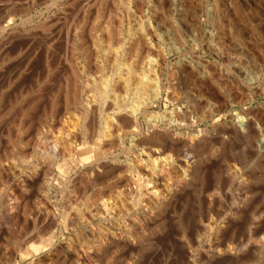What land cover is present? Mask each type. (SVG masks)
<instances>
[{"label":"bare ground","instance_id":"obj_1","mask_svg":"<svg viewBox=\"0 0 264 264\" xmlns=\"http://www.w3.org/2000/svg\"><path fill=\"white\" fill-rule=\"evenodd\" d=\"M236 4L232 6V9H230L229 13H232L233 19L235 18L238 22L244 23V20L247 19H245L244 15H242V8ZM79 7V9L76 8V10L78 9V12H80V14L76 13L80 15L79 17L81 18L79 20L80 22L78 21L79 25H77L75 30L73 29L74 27L71 28L73 30H69L68 28H70L69 26L71 25V22H69L70 25L68 28H66V30L68 29L71 31V33L68 32V36L72 37V42L69 38V43L66 45L70 44L68 49L70 47L72 50L71 52H68L70 53V61H67L68 70L66 71L69 72V75L67 74L68 76L66 80H64L65 85H61L63 86L62 91L60 90L58 93L62 96L61 100L63 101H60L62 102V105L56 100L52 101V99V102L50 101V103H52L51 106L49 104L50 111L48 112V115L54 121V123H52L55 124L56 134H50L51 139H49V145L47 148H44L45 146H41L39 135L36 133L37 135L34 136L35 138H30L29 140L25 139L27 140L25 142L21 141V149L19 151L16 150L19 153L15 151L17 153V160L16 157L15 160H13L15 162L11 161L7 164L5 162V164H1L2 162H0V174L2 172H4L3 174L5 175L7 174L6 177L8 178V181L15 184L16 187H19L23 192H25V194L27 190L36 186V197L34 198L33 202L29 201L31 198L24 201L21 207L20 203L22 202L19 203V197H13L12 195L11 197L8 195L7 197L9 198V204L7 203V209L5 208L6 211L4 210L6 215H4L5 221L2 223H7L6 225L11 224L14 227L15 224L21 222L19 221V217L21 216L20 218H22L21 220L23 222L21 224L25 225V223L30 220L33 226H36V223L39 221L38 218L41 216L42 222H47L46 224H48V226H59L60 229L59 235L56 234L55 231H51L50 228L47 229L46 226V230H44L45 233L41 234V232L38 230L40 233L36 235H40L42 239H40L43 244L42 248L50 249V252L55 250L54 253L57 251L55 248H59L58 252L62 254L64 258L69 259L70 257L69 264H79L81 257H85L86 254H88L89 257V252L91 250H93V252H95L98 257L102 251L105 252L106 247L108 244H110L108 242V237L104 236V233L102 234L100 231H97L98 229L93 230L91 226L105 225L112 228L114 232H109V238L111 239V243L115 248L119 247L122 250L128 249L129 251L132 248L133 250L134 248H137L136 251L140 252L145 247V238H143L142 235L143 222L142 224L136 222L135 218L133 217L136 215L135 214L133 216L130 215V218L133 217L131 219L134 220L129 219L133 222H129L130 224H128L126 219L128 218L129 211L132 208L137 210L142 216L143 220L151 224H153L152 221L154 222L157 219H159L158 221L161 220L160 223L158 222V225L155 224L156 230L154 229L155 231L153 232L157 234L159 228H163L165 226V221L162 223L161 217H165V212L168 209L172 211L170 207L173 205V203L176 204L175 199L178 195L183 194V192L189 191L188 189L192 188L194 191L191 190V192L195 193V197L200 203V211L197 218H195L196 220L193 222L194 226L190 228L192 229L190 232H187L189 229L188 226H182L178 223L179 227L177 226L178 229L176 230L179 234V238H175L176 240L182 242V249H185V253L188 254V256H186L185 264H221L222 259L231 256H234V258L238 260L239 258H236V253L233 254V252L237 251L234 247L236 243H233L234 246L232 244L229 247H224V245L218 241L220 239L219 237L224 234V228L227 226V224H229L230 220L233 218H235L233 220H238L236 218L242 213H240V211L247 208V205L250 202H248V197H246L248 193H245L246 196L244 198L242 197V199H238L236 204L233 202L232 205L233 208L235 207V209H232V211L234 210L232 214L229 213V216H224L225 213L219 210L221 201L218 196L219 191L217 190L220 188H214L215 186L213 187V185L210 183L212 187L209 185L208 186L211 189L214 188L212 189L213 192L211 193V189L204 188V180L202 179L203 177H201V174H199L201 163H206L203 161H208V159L213 160V158L216 156V149L212 148L213 146L207 147L208 149H206V153L208 155L202 157L201 155L206 153L200 154L203 151L201 148V141L192 140L191 138L194 136L183 138L179 136L180 134L172 135V132L170 131V133L168 131L169 126L172 124L177 126V128H180L191 123L190 115L193 112V107H191V105L194 104H190V107L177 104L179 106L172 107V110L170 108L171 111H168V114L164 112L166 115L157 112L153 113V118L156 116V113L160 114L157 115L161 117L159 123H153V121L149 123L145 120V118L152 114L150 109L152 107L158 106L162 99L164 88L162 84L163 82L161 78V72H163L162 68L166 65V63H168L166 60L167 52L168 54L172 53L179 58L176 67L173 65L176 68L175 72H169V70V73L166 72L167 75L169 74V79L177 73L184 76V79H186V77L189 78V75L191 74L190 76H192V78L190 77V79H193L194 73H197V70L195 71V69L198 66L190 59L181 57L185 53L186 48L189 47L190 50L192 46H195L197 41H200V37L196 36L197 34L193 32V27H191L193 21L195 28L199 29L201 34L200 36L202 39H205L208 47L212 46L213 48L214 46L215 51H217V53L221 56L222 49L219 48L221 45L218 44L220 45L218 46V42H216V38H220L221 36L216 37V35L217 32H221V29H223L222 22H224V16L227 14V12H225L226 9L223 8V6L220 7L219 0H81ZM58 10L59 9H57V11ZM90 14L92 16L94 15L95 19H91L95 22H91L92 24L90 23L91 25L88 26L87 23ZM79 17H77V19ZM186 20L192 22L188 23ZM73 22L74 21H72V23ZM50 24H52V22H50L49 25ZM203 26L205 28L204 30ZM43 30L45 31V29ZM83 30L86 31V34H83ZM41 32H43L42 29ZM46 33L47 32H45V34ZM255 33L257 32L255 31ZM237 34H239L238 30ZM214 40L215 43H213ZM239 41L241 40L239 39ZM73 43H76V47ZM166 46L168 47L167 49ZM60 52H62V50ZM63 54L65 55V53ZM76 55L80 59L79 62V59L77 61L75 60L77 58ZM62 60L65 62L64 57ZM74 60L76 61L75 63H73ZM1 61L3 62V59ZM197 69L199 70V68ZM188 70H192L194 72L193 75L192 73H189ZM199 73L203 74L204 72ZM201 74L199 76L197 75V78L200 77L199 80L202 82V84H208L212 81L211 80L208 82L207 80L210 77L207 79L206 76ZM213 77L211 76V78ZM224 78L227 79L228 77ZM246 78L247 76L245 77L244 75V80H242L241 85H238V81H236L235 85L239 88L238 91H242L246 93V95L248 93L251 95L252 99L253 97L264 96V85H261V87L255 86V83L259 81V77ZM199 80L198 82H200ZM3 83L2 85H4ZM170 83L171 82H169V85ZM202 88H205V86ZM234 88L236 87L234 86ZM57 89L59 88L57 87ZM201 90L200 96L203 92H201ZM206 92L204 94H207ZM175 93H171L169 96V99L173 103L177 101L178 94ZM58 97L60 96H57V98ZM205 100L206 99H202L203 103L206 105L208 104V100L204 102ZM212 100L213 99H211V101ZM58 103L59 107L57 106ZM211 104L208 107H210ZM20 111H22V113L24 112L23 110ZM211 112L212 111H210V113ZM251 112L244 110L240 114L236 116L234 115L235 118L232 116H224L223 119L222 117L224 120V122L222 121L224 133L221 132V135H224L222 141H224L226 155L224 154L225 156H223V172L221 171L222 169L220 171L223 173V176H221L224 177L223 179L226 184L233 185L236 183V186H245L247 182L249 183V181L243 180V174L240 176V171L244 169V165L246 164V157L244 158L245 153L244 155H240V153L234 151L236 148L240 151L248 152L252 162H259L263 164L261 166L264 167V110H260L258 113ZM207 114L209 113H206V115ZM24 116L25 115L22 114L21 121L24 120ZM198 117L200 118L201 116ZM155 119L158 118L155 117ZM220 124L222 127V123ZM159 125L162 127H158ZM143 126L147 128V133H143ZM24 128L25 127L23 126V129ZM18 132H20V130ZM206 145L208 144L203 146ZM193 152L198 153L197 155H194V158L191 156V153L193 155ZM8 154L7 155L10 159H14L12 151ZM141 155L147 156V159H152H148V161H146L140 158ZM249 155L246 154V156ZM28 156H30V160H27ZM151 160L153 162H151ZM159 160H162L165 164L161 162L158 164L157 161L159 162ZM16 162L21 163V168L26 166L24 167L23 171L16 165ZM148 162H151L152 164ZM71 164L77 168L78 174H81L82 177L77 178V175H75L71 178H68L64 182L63 177L68 175L69 166ZM217 174L214 175L213 173V177L210 175L213 178L212 180H221L219 175L216 176ZM57 181H59L58 187H56L55 183ZM215 185H217V182ZM67 187L73 188H68L69 191H65L67 194H70L72 198L68 202V205H63L61 207L59 211L60 219L57 221L54 215L49 217L50 213L46 206L51 202V198L49 196L51 195L49 194L51 192L49 191L52 188H55L53 190L55 191L54 193L58 192L62 194L64 189ZM203 188L211 190L210 194L208 192L207 194L206 192L204 194ZM244 189L246 188L244 187ZM32 190L34 191V189ZM259 194L258 196H260ZM19 206L22 208V211H20L22 212L21 215L18 214V211L20 210ZM174 210L176 211V208H174ZM252 215L254 216V214ZM260 215L261 214H259L258 217L255 215L256 218L251 216L249 225H256L255 229H257V226H259L261 223L262 225H260L261 227L263 226V229L261 227L260 228L264 230V215ZM137 218L139 219V216H137ZM73 229H80L78 232H75V238H82L87 244L84 246V249L82 248L84 252L81 251V254H79V252H75L70 246L67 247L66 245V247H62V245H60L56 247L54 245V240L58 241L59 237L63 236V233L70 232ZM247 230L250 232V229ZM11 231H9V233ZM210 236H212L213 239L215 238L214 240L218 241H213L214 243H211L210 238L208 239ZM88 238H90V240ZM189 238L193 240L195 247L197 246V249L199 250L196 251L194 249L195 251H192L193 247H190ZM253 239L255 238L253 237ZM253 239L250 237V235H248L246 245H248V243L252 244V246L249 244L250 250H254L253 254L256 255L258 250L260 251L261 249L262 252L264 249L262 247L264 237H261L260 239L258 238L257 240ZM202 242L205 244L203 245ZM80 246L82 247V245ZM240 246H238L239 250L241 252L244 251L240 249ZM241 248H243V246ZM246 248L247 246L245 247L244 244V249ZM80 249L81 248H79V250ZM71 252L75 253L70 254ZM239 252L237 251L238 256L241 254ZM192 253L193 255L195 254V256H193ZM249 253L247 254L249 255ZM242 254L240 255L241 257ZM11 257L12 256H10V258ZM237 260V263L242 262H238L239 260ZM243 260L245 259L243 258ZM231 262H234V260Z\"/></svg>","mask_w":264,"mask_h":264},{"label":"rangeland","instance_id":"obj_2","mask_svg":"<svg viewBox=\"0 0 264 264\" xmlns=\"http://www.w3.org/2000/svg\"><path fill=\"white\" fill-rule=\"evenodd\" d=\"M80 3H81V0H0V78L2 79V80L0 79V94H3V95H0V133H1L0 134V156H1L0 162H2L1 164H3L4 162L7 164L8 162L15 160V157L17 160V153L16 152H18L21 149L20 147H21V145H22L21 143L23 141L25 142V141L29 140L30 138L31 139L35 138L34 136H36L38 134L39 138H40L41 146L42 147L45 146L44 148H47L49 145V142H50L49 139H51V135L56 134V130H55L56 127H55V124H53L54 121L48 115V112L50 111V106L52 104V103H50V101H51V99H52V101L56 100L57 102H59L62 105V102H60V101H63V100H61L62 96L59 95L58 93L60 92V90L62 91V87L65 85L64 80H66L67 76L69 75V72L66 71V70H68L67 61H70V59H69L70 53H68V52H71V50H72V49H70V47H69L70 50L68 49V46L70 44L66 45L67 43H69V38H70V41L72 42V37L68 36V34H69L68 32L71 33V31H69V30H73V29L75 30L77 25H79L78 23L80 22L79 20L81 19L79 17L80 15H78V14H80V12H78L79 11L78 9L80 8L79 7ZM236 3L238 4V6H240V8H242L241 9L242 15H244V18L247 19V20H244L245 21L244 23L238 22L235 18H234L235 19V21H234L232 13H229L230 9H232V6L235 5ZM67 5H69V6H67ZM219 5H220V7L223 6V8L226 9L225 12H227V14L224 16V19H223L225 24H224V22H222L223 27L221 26L223 29H221V32H217V35H216V37L221 36L220 38H216L217 39L216 42H218L217 45L218 44L221 45V47H219L222 49L221 56L217 53V51H215L214 46H213V48H212V46L208 47L205 39L201 38V36H200L201 34L199 32V29L195 28L194 21L192 22V21L186 20V22H188V23L192 22L191 27H193L192 28L194 30L193 32H195V34H197L196 35L197 37H200V41H197L195 46H192L190 48V50H189V47L186 48L185 53L181 57L188 58L194 64H196L198 66L195 69V71L197 70V73H194L192 70H190V71L188 70L189 73H192V75L194 73L193 79H190V77L192 78V76H190L191 74L189 75V78L186 77V79H184V76L180 75L179 73L174 75L175 77L172 76L169 79V77H168L169 74L167 75V73H169L171 71L175 72V70H176L175 67L177 65L179 58L177 56H175L174 54H172V53L168 54V52H167L166 53V60L168 63H166V65L162 68L163 72H161V78H162V82H163L162 84H163L164 89H163V95H162L161 102L158 105L160 108L158 106L152 107L150 109V111L152 112V114L150 116L152 117L153 113H155V112L161 113V114H165V113L168 114L173 109L172 107H174V106H179V105L189 106L190 104H194V105H191V107H193V112L191 109L192 113L190 115L191 117L193 116L192 119L190 117L191 123L185 127L182 126L180 128H177V126L172 124L171 126H169L168 131L169 132L171 131L172 133L171 132L170 133L172 135H175V134L179 135L180 134L179 136L183 137V138H189L188 136H194L193 138H191V137L190 138L192 140L201 141L203 143L202 144L200 142L202 145L201 148L203 149V151L200 154L206 153V149H208L207 147H209V146H213L212 148L216 149V156L214 157L215 159L214 158H213V160L210 159L211 162L209 159H208V161L207 160L203 161L206 163L207 162H210V163H207V164L201 163L200 169H199V172H200L199 174H201V177H203L202 179L204 180V188L211 189L210 188V187H212L211 184L213 185V187L215 186L214 188H220L217 190V191H219L218 196H219L220 201H221L220 202L221 208L219 207V210H221L225 213L224 216L225 215L229 216L230 214H232L234 211V210L232 211V209H235V207L233 208V205H232L233 202H234V204H236L237 203L236 201H238V199H240V198L242 199V197L244 198L247 193L248 194L246 197H248L247 198L248 202L250 201L247 205V208L245 210L243 209L242 211H240V213L241 212L242 213L241 214L239 213L241 216L239 215L238 216L239 218L238 217L236 218L238 220H233V219H235V218H233L232 219L233 221L230 220L229 224H227V226H225L224 234L221 235L222 237L221 236L219 237L222 240H220L219 238H218L219 241L217 240L218 242H221V244H223L224 247H229L233 243L234 244L236 243L235 246H234V244H233V246L235 247V249L238 252L240 251L238 246L241 245L240 249H242L244 251H242V252L240 251L239 253H241V254L243 253L242 257L240 256L241 254H239V256H238L237 251L234 250L236 252H233V254L236 253L235 255H237V257L236 256L235 257L239 258L238 259L239 261L237 259H235L234 256L233 257L231 256V257L222 259L221 264H223V263L224 264H236L237 263L236 260L238 262L242 261L241 263H237V264H264V253H263L264 252V249H263L264 248V242L262 243L263 244L262 245V247H263L262 252L260 249V251L258 250L256 255L253 254L254 250L253 251L250 250V246H252V244L248 243V245H246L247 244L246 240L248 239V235H250V237L252 239L254 237L255 239H253V240H257L258 238L260 239L261 237H264V230H262L263 226L261 227V225H262L261 223H260L261 225L259 224V226H257L258 227L257 229H255L256 225H253L254 227L249 225V223L251 221V216H253L252 214H254L253 218H256L255 215L257 217L259 216V214L264 215V213H263L264 212V198H262V197H264V192H263L264 188H262V187H264L263 186L264 185V182H263L264 181V178H263L264 177V169H263L264 167L261 166L263 164H261L259 162H257V163L252 162V160L250 159L251 157H250L248 152L240 151L239 149H237V148L235 149V147H234V149H235L234 151L237 153H240V155L241 154L244 155V153H245L244 158L246 157L245 158L246 164L244 165L245 166L244 169H242L240 171V176L243 174L242 175V178H244L243 180L249 181V183L247 182V184L245 186L240 185L241 187L236 186L235 185L236 183L233 185L226 184L224 182V179H223L224 177H222L223 176L222 172L224 169V166L222 164L224 162L223 156L226 155V153H225L226 150L224 148V141H222L223 140L222 138H224V135H221V132L224 131V126H223L224 116H232L233 118H235L236 115L240 114L244 110L245 111L247 110L250 112L252 111L253 113L254 112L258 113V112H260V110L261 111L264 110V107H263L264 106V96L253 97V99H252L251 95H249L248 93L246 95V93H244L242 91H238L239 88L235 85L236 81H238V85L242 84V80H244V75H245V77L247 76V78L258 76L259 81L255 83V86L261 87V85H264V0H237V1L236 0H234V1L233 0H225V1L219 0ZM76 8H78V9L76 10ZM57 9H59L58 10L59 13H58ZM62 10H63V12H62ZM71 11L74 13H72ZM56 12H57V14H56ZM68 12H70V13H68ZM76 13H78V14H76ZM77 17H79V18L77 19ZM63 18H64V21H63ZM91 18L93 19L94 15L92 16L90 14L89 19H88V23H87L88 26H90L92 23L95 22V21H93L95 18L93 20ZM72 21H74V22L72 23ZM50 22H52V24H50L51 27L49 25ZM69 22H71V25ZM238 23H240V24H238ZM53 24H54V26H53ZM55 24H56V26H55ZM246 24H248V25H246ZM242 25H243V27H242ZM48 26H49V28H48ZM68 26L70 28H68ZM232 26H233V28H232ZM246 26H248V27H246ZM72 27H74V28L71 29ZM66 28H68L69 30L68 29L66 30ZM234 28H236V29H234ZM41 29L43 32H41ZM43 29H45V31ZM204 29L205 28L203 26V30ZM228 29H230V30H228ZM237 30H238L239 34H237ZM255 31L257 33H255ZM45 32H47V33L45 34ZM83 32H84L83 34H86L85 33L86 31L83 30ZM66 33H67L68 38L66 37ZM215 33H216V30H215ZM219 33H220V35H219ZM239 39L241 41H239ZM35 40H37V41H35ZM213 43H215V40ZM73 44H75V47H76V43H73ZM71 45H72V43H71ZM220 45H218V46H220ZM51 46H52V48H51ZM206 46H207V48H206ZM43 47L44 48L46 47V48L44 49ZM47 48H48V50H47ZM167 48L168 47L166 46V49ZM201 49L204 51H202ZM207 49H209V50H207ZM61 50H62V52H60ZM246 51H247V53H246ZM63 53H65V55ZM65 56H66V58H65ZM63 57H64L65 62L62 60ZM76 57L77 58L75 60L77 61L79 58L77 55H76ZM2 59H3V62L1 61ZM75 60L73 63L76 62ZM79 61H80V59L78 60V62ZM47 62H49V63H47ZM42 65H44V66H42ZM199 66H201V67H199ZM65 67H66V69H65ZM197 68H199V70ZM242 68H243V70H242ZM168 70H169V72H168ZM199 72H204V73L201 74ZM211 73H212V75H211ZM18 74L19 75L22 74V75L19 76ZM200 74L203 76H206L207 79L210 77L209 78L210 80L208 79L207 81L210 82L212 80L213 83L211 81L208 84L207 83L202 84V82L199 80L200 77L197 78V75L199 76ZM228 74H229V76H228ZM208 75H210V76H208ZM18 76H19V78H18ZM211 76L212 77L214 76V77L211 78ZM224 77H228L227 78L228 80ZM198 80L200 82H198ZM5 81L6 82L9 81V82L6 83ZM169 82H171L170 85H169ZM2 83L4 85H2ZM58 83L59 84L61 83V84L59 85ZM211 83H212V85H211ZM200 84H202V85H200ZM61 85H63V86H61ZM203 85L205 86V88H202V87H204ZM1 86H2V89H1ZM56 86L59 89H57ZM234 86L236 88H234ZM6 87H7V89H6ZM170 87H172V88H170ZM231 87H233V88H231ZM208 89H209V91H208ZM210 89L213 91H211ZM200 90H201V92L203 91L201 93L202 99L208 100V102H207L208 104H206L207 106L205 105V103H203V101L201 99ZM56 92H57V95H56ZM205 92L207 94H204ZM164 93L166 96L164 95ZM171 93L178 94L177 95V101L178 102L177 101L174 103L171 102V100L169 99V96ZM62 95H63V93H62ZM57 96H60V97L57 98ZM166 97H167V99H166ZM209 97H211V98H209ZM249 97H251V98H249ZM211 99H213V100L211 101ZM206 100L204 102H206ZM167 101H169L170 103ZM211 102H212V104H211ZM59 103L57 105L58 107H59ZM49 104H50V106H49ZM177 104H179V105H177ZM210 104H211V106L208 107ZM19 105H20V107H19ZM196 105H198V106H196ZM202 107H203V109H202ZM60 108H61V106H60ZM170 108H171V110H170ZM195 108H197V109H195ZM199 108H201V109H199ZM260 108H262V109H260ZM258 109H260V110H258ZM20 110H23L24 112L22 113V111H20ZM196 110H197V113H196ZM207 111H209V112H207ZM210 111H212V112L210 113ZM21 113L23 115H25L23 118L25 121L24 120L21 121L22 120V114ZM25 113H27V114H25ZM157 113L155 114L156 116L155 115L154 116L157 117L158 119H155V117L151 118L150 116H148L149 118L147 117V118H145V120L148 121L149 123L152 121H153V123H159L161 117L157 116V115H160ZM206 113H209V114H207L208 116L206 115ZM228 114H230V115H228ZM17 115L20 117H18ZM161 116H163V115H161ZM198 116H201V117L199 118ZM222 117H223V119H222ZM197 118H198V122H197ZM194 121H196V122H194ZM22 122H23V124H22ZM44 122H46V123H44ZM220 123H222L223 128L221 127ZM20 124H22V125H20ZM23 126L25 127L24 129H23ZM210 126H211V128H210ZM158 127H162V126L159 125ZM143 128H144L143 133H147V130H146L147 128L145 126H143ZM159 129H161V128H159ZM217 129L220 131H218ZM19 130H20V132H18ZM22 131L25 133H23ZM21 133H23V134L20 135ZM185 135H186V137H185ZM45 138H47L48 140ZM25 139H27V140H25ZM204 142H205V144H208V145L203 146V145H205ZM219 142H221V143H219ZM16 150H18V151H16ZM11 151L14 155L13 156L14 159H10L8 157V155H9L8 153H10ZM195 154L197 155L198 153L193 152V155L191 153V156L194 158ZM246 154H248L249 156H246ZM206 155H208V154L206 153V154L201 155V156L205 157ZM146 157L147 156H145V155H141L140 158H142L146 161H148V159L149 160L152 159V158L147 159ZM30 159H31L30 156H28L27 160H30ZM13 162H15V161H13ZM151 162H153V161L151 160ZM151 162H148V163H151ZM160 162L164 163L162 160L161 161L159 160V162L157 161L158 164ZM16 165L21 168V163L18 162ZM222 166H223V169H222ZM24 167H26V166H24ZM24 167L21 168L22 171L24 170ZM3 173L4 172H2L0 174V190H1L0 191V217H2V218L4 217L3 219L0 218V264H69L70 257H69V259L64 258L63 255L58 252L59 248L58 249L55 248L57 250L55 253H54L55 250L53 252H50V249L42 248L43 244L40 241L41 237H40V235L39 236L36 235L40 232H41V234L45 233L44 230H46V228L47 229L50 228L51 231H53V232L55 231V233L59 235V231H60L59 226H55V225L48 226V224H46L47 222H42L41 216L38 218L39 221L37 220L38 222L36 223V226L35 225L33 226V224L31 223L30 220H28L25 223V225L21 224V223H23L21 220L22 218H20L21 217L20 215L22 213V212H20V211H22V208H21L22 204L24 201L28 200L29 198H31V199H29V201L33 202L34 198L36 197V194H35V192H36L35 189H37V188H35L36 186H34V188L33 187L30 189L28 188L29 190H27V192L25 194V192H23L19 187H16L15 184L10 183V181H8V178L6 177L7 174L5 175ZM213 173H214V175L218 173L216 176L219 175L222 181L220 180V178H219L220 181L212 180L213 179L212 178ZM75 175H77L76 176L77 178L82 177L81 174H78L77 168L73 164H71L69 166L68 175L63 177L64 182L68 178H71ZM245 177H246V180H245ZM247 178H248V180H247ZM64 182H63V184H64ZM216 182H217V185H215ZM222 182H224V183H222ZM251 182H252V184H251ZM55 183H56V187H58L59 181H57ZM218 183H220L221 185ZM11 184H13V185H11ZM218 186H220V187H218ZM244 187L246 189H244ZM68 188L73 189L72 187H67L64 189V192L62 194H60L58 192L54 193L55 191H53V190L55 188L54 189L52 188L49 191V192H51V193H49V194H51V195H49L51 198V200H50L51 202H50V204H47L46 206H47L49 213H50L49 217L51 215H54L57 221L60 219L59 211H60L61 207L63 205H68V202L72 198V196H70V194H67V192H65L68 190ZM204 188H203L204 194H205V192H206V194H207V192L210 194V191L212 189H214V188H212L211 190H208V189H204ZM258 188H259V190H258ZM32 189H34V191ZM188 190L189 191L183 192V194H180L177 196L178 199L176 198L175 199L176 202L174 201L176 204L173 203L174 206L172 205L170 207V209H172V211H170L168 209L165 212V215H164L165 219L163 218V216L161 217L162 223H163V221H165L164 222L165 226L163 225L164 226V227L162 226L163 228H159V230L160 229H162V230H160V231L158 230L157 234H155L153 231L156 230V225H158L161 220L158 221L159 219H157L154 222L152 221L153 224H151L149 222H145L137 210L132 208L129 211L128 218L126 219L128 224H130L129 222H133V221L129 220L133 217L135 218L136 222H138L140 224H142V222H143V224H142L143 225V230H142L143 234L142 235H143V238H145V241H144L145 247L143 246L144 248L140 252L136 251L137 248H134V250L132 248L130 251L128 249L122 250L119 247L115 248L113 246V244L111 243V239L109 238L110 233L114 232V230L112 228L105 226V225L91 226L93 230L98 229L97 231H100L102 234L104 233V236L108 237V239H109L108 242L110 244H108V246L106 247L105 252L102 251V253L99 254L98 257L95 254V252H93V250H91L89 252V257H88V254H86L87 257L86 256L85 257L82 256L83 258L81 257L79 264H125V263H128V264H185L186 256H188V254L185 253V249H182V247H183L182 242L176 240L179 238V234H178L176 229H178L177 226L179 227V224H180L182 226L183 225L188 226L189 229L187 232H190L192 230L190 228H192L194 226L193 222H194V220H196L195 218H197L198 213L200 211V208H199L200 203L197 201V199L195 197L196 196L195 193L191 192V190H193V189L191 188ZM212 192H213V190L211 191V193ZM192 194H194V195H192ZM252 194H254V195H252ZM258 194L260 196H258ZM8 195L9 196L12 195L13 197L15 196L17 198L19 197V200H18L19 203L22 202V203H20L21 207L19 206L20 210L18 211V214H20L19 215L20 216L19 221H21V222H18L17 224H15L14 227L11 224L6 225L7 224L6 222H5L6 224L2 223L5 221L4 220L5 219L4 215H6L5 208L7 209V205L9 204V198L7 197ZM249 196H250V198H249ZM6 197H7V199H6ZM174 208H176V211L174 210ZM137 213H138V215H137ZM166 213H167V215H166ZM175 213H176V215H175ZM179 213H181V214H179ZM130 215L131 216L135 215L136 217L133 216L130 218ZM137 216H139V219L137 218ZM176 216H177V218H176ZM140 217H141V219H140ZM171 218H173V219H171ZM131 220H134V219H131ZM140 220H143V221H140ZM174 221H176V222H174ZM239 221H240V223H239ZM45 226H46V228H45ZM245 226H246V229H245ZM33 227H35V228H33ZM16 228H18V229H16ZM247 229H250L249 230L250 232H248ZM79 230L73 229L70 232L63 233V236L59 237L58 241L54 240V245L56 247H58L60 245H62V247H64V246L66 247V245H67V247L70 246L71 248H73V250L75 252H79V254H81V251L84 252L82 250V248L84 249V246L87 244H86V241L84 239L78 238V237L75 238L74 234L76 231L78 232ZM233 230L235 231V233ZM9 231H11L10 232L11 234L9 233ZM9 235H11V236H9ZM230 235H231V237H230ZM232 235H233V237H232ZM73 236H74V238H73ZM173 237H174V239H173ZM190 238H189L190 247L191 248L193 247L192 251L194 249L196 251L199 250V249H197V246L195 247L193 240H191ZM209 238L211 240V243L217 242L216 240H214L215 238L213 239L212 236L208 237V239ZM37 239H39V240H37ZM88 239L90 240V238H88ZM203 242H202V244L204 245L205 243H203ZM230 242H231V244H230ZM81 243H83V244H81ZM244 244H245V247L247 246L246 249H244ZM249 244H250V246H249ZM80 245H82V247ZM191 245H193V246H191ZM242 246H243V248H241ZM79 248H81V249L79 250ZM77 250H79V251H77ZM246 250H249L250 253H249V251H246ZM52 253H54V254H52ZM72 253L73 252H71L70 254H72ZM247 253H249V255ZM192 255H193V253H192ZM10 256H12V257L10 258ZM193 256H195V254ZM254 256H255V258H254ZM229 258H230V260H229ZM232 258H234V259H232ZM243 258L245 260H243ZM240 259H242V260H240ZM11 260H12V262H11ZM35 260H36V262H35ZM228 260H229V262H228ZM233 260L235 263L231 262ZM249 261H250V263H249Z\"/></svg>","mask_w":264,"mask_h":264}]
</instances>
